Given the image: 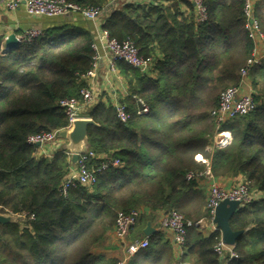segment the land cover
I'll return each mask as SVG.
<instances>
[{"label": "trees", "instance_id": "trees-1", "mask_svg": "<svg viewBox=\"0 0 264 264\" xmlns=\"http://www.w3.org/2000/svg\"><path fill=\"white\" fill-rule=\"evenodd\" d=\"M67 1L102 9L111 3ZM245 1L205 0L208 18L203 22L186 0L118 2L103 14L102 28L112 38L132 40L153 65L142 73L117 63L128 82L129 94L121 101L129 119L121 121L115 107L103 101L85 115L97 123L89 126L87 149L119 158L121 165L98 172L91 186L66 192L69 152L39 155L29 137L68 126L60 101L89 87L86 75L93 68L96 36L66 24L0 50V207L4 214L22 216L0 222V264H116L118 259L95 249L114 230L117 212L147 208L150 219L171 210L194 221L207 218L200 182L209 167L215 177L242 176L253 194L230 220L233 230L244 231L234 245L239 257L226 262L215 252L220 229L206 234L194 226L179 262L264 264V61L249 71L258 107L224 123L219 129L232 133L231 142L207 150L219 130L211 111L222 90L239 84L240 68L253 49ZM181 3H187L189 13ZM254 14L262 25L257 9ZM139 99L150 106L148 114L138 113ZM199 154L209 167L196 159ZM101 162L94 157L88 165L98 168ZM190 172L195 176L188 179ZM146 218L139 215L134 226ZM148 239V247L127 264H177L172 242L161 234Z\"/></svg>", "mask_w": 264, "mask_h": 264}, {"label": "built area", "instance_id": "built-area-1", "mask_svg": "<svg viewBox=\"0 0 264 264\" xmlns=\"http://www.w3.org/2000/svg\"><path fill=\"white\" fill-rule=\"evenodd\" d=\"M114 1L149 4L158 0H111V2ZM186 1L193 4L198 22H203L208 18L205 0ZM0 2L11 11H16L19 7L24 6L26 12L31 16L57 17L65 16L70 13H79L85 19L92 21L95 24L96 40L93 47L96 51V55L93 68L86 75L87 79L95 76V69L97 68L98 61L101 57L108 59L109 69L114 73L119 72L117 66L119 61L129 64L133 68L140 70L142 73H147L152 68V58L142 56L139 48L132 40L126 39L120 41L116 38H112L109 32L102 28L101 18L105 9L99 7H81L78 4L67 0H0ZM244 12L246 17L245 28L248 31L249 38L253 41V49L251 55L240 68V83H244L253 66L260 65L264 61V31L261 28L259 19L254 14L252 0L245 1ZM43 32L42 29L33 27L24 31V33L18 36V38L21 41H32L43 35ZM98 96V91L93 84H90L89 87H85L80 91L78 97L62 99L60 105L64 108L68 117V126L63 129L43 131L31 135L29 137V142L36 145L37 143H40L39 148H43L45 145L55 142L61 138L60 132L69 129L74 121L80 118H89L85 115V112L97 102ZM139 100L141 102V107L138 113L140 115L148 114L150 112V106L143 100ZM257 107L258 102L256 101L254 94L250 91L242 92L240 85H235L226 88L221 93L219 104L211 111V115L219 129L224 123L232 118L246 115L254 111ZM115 109L117 116L121 121L126 122L129 119L130 115L127 110V104L118 102L115 105ZM94 157L101 158L102 162L98 168L92 169L89 167L88 162ZM203 161L209 165L207 160L204 159ZM119 165H121V160L119 158L98 155L94 151L87 149L80 154L77 161V168L72 170L66 177L63 184L64 192H66L67 189L78 185L91 186L97 182L98 172ZM203 174L205 179L201 180L200 186L204 189V192L207 193L206 208L209 212V217L205 219L209 220L212 231H216L218 228L214 222V218L219 204L223 200L229 199L240 201L242 206L253 200V194L248 183L243 179L237 182L234 186L227 187L213 176L209 168ZM199 175H202V173ZM194 176V173L190 172L188 173L187 178L191 179ZM139 215V210H132L129 212L121 210L117 212L114 236L116 240L124 244L125 252L124 256L119 258L116 264H127L132 256L149 245L148 237L135 240H130L129 238L131 229L136 224ZM205 219L202 218L199 221H194L177 210H171L168 212L163 211L162 216L160 217V226L162 229L170 232L174 246L177 251L182 254L188 230L194 226L201 227V224ZM214 250L226 262L239 257L234 246L227 245L222 238L221 241L215 245Z\"/></svg>", "mask_w": 264, "mask_h": 264}, {"label": "crops", "instance_id": "crops-1", "mask_svg": "<svg viewBox=\"0 0 264 264\" xmlns=\"http://www.w3.org/2000/svg\"><path fill=\"white\" fill-rule=\"evenodd\" d=\"M252 2H253V10L257 9L259 15H261V18L263 19L261 28L264 31V0H252ZM181 7L185 13L190 12L187 3H181ZM102 19L103 18H101V21ZM66 24L77 26V28L81 30H90L95 35V24L92 21L85 19L79 13H70L65 16H57V17H46V16L37 17V16L29 15L26 12L24 6L19 7L16 11H11L8 10L5 7V5L0 2V50L4 51L6 49V39L12 33H15L16 36L18 37L22 35L24 31L33 27L40 28L44 31L45 29H49L56 26H63ZM88 81L89 84H93L95 89L98 91L99 96L97 98V102L103 101L115 107V105L118 102H122L121 100H123L129 94L127 79L124 77L123 74H121L120 71L117 73L111 72L109 69L108 59L105 57H101L99 59L98 66L95 69V76L93 78H88ZM238 85H240V89L242 92L250 91L253 94L256 93V90L252 86V82L249 74L246 77L244 83L239 82ZM260 100L264 101V95L261 96ZM225 132H227L228 135L231 136L228 135L224 136V138L226 139L225 142L223 141L218 142L216 140L215 143L217 144V146H225L231 142L232 133L228 130H223V133ZM68 144L69 141L61 137L55 142L49 143L45 145L43 148H39L38 153L39 155L50 156L57 150L63 149L68 151L69 154L71 155V161H72L71 171H72L75 168H77V162H73L72 154L67 147ZM197 156L202 157L201 160L199 158H196L199 162L205 163L207 167H209V165L203 161L205 159L203 155L199 154ZM215 178L218 179L225 186L231 187L234 186L237 182H239L243 177L236 176V177H215ZM204 194L206 201L207 193L204 192ZM139 211H140V215H147V218L144 221H141V223L137 224V226H134V228H132L133 230L131 229L130 240L149 237L144 233V230L148 224H151L152 228H154L155 230L153 234L155 235L161 234L164 236L166 240L172 242L170 232H168L165 229H162L160 226V217L162 216L163 211H159L156 214L155 218L152 219L149 218V214H150L149 209L142 208ZM204 221L201 224V228L204 230L206 234H209L210 232H212V227L209 222H204ZM141 232L144 233V236L138 237L139 236L138 234ZM173 247H174L173 248L174 256L176 260H178L177 264H184L183 262H179L181 254L177 251L174 244ZM95 252L99 254H104L110 258L119 259L124 256L125 247L123 243L116 240L114 233L112 231L106 240V244L95 249Z\"/></svg>", "mask_w": 264, "mask_h": 264}, {"label": "water", "instance_id": "water-1", "mask_svg": "<svg viewBox=\"0 0 264 264\" xmlns=\"http://www.w3.org/2000/svg\"><path fill=\"white\" fill-rule=\"evenodd\" d=\"M117 1L111 2L110 5L104 10L106 15H109L112 9L117 4ZM21 40L16 36L15 33L10 34L6 39V49L10 50L20 44ZM90 125H97V123L91 118H80L74 121L73 125L69 129L62 130L60 136L69 141L68 149L72 154L73 162H77L80 154L85 152L88 148V129ZM39 146L40 143H37ZM241 207L240 201L237 200H223L216 209V215L214 222L217 228L222 233V239L227 245H235L237 238L243 234V230H233L230 224L231 218ZM22 219L21 216L12 214H1L0 207V222L14 221ZM154 228L151 224H148L144 230L147 236L154 233Z\"/></svg>", "mask_w": 264, "mask_h": 264}, {"label": "rangeland", "instance_id": "rangeland-1", "mask_svg": "<svg viewBox=\"0 0 264 264\" xmlns=\"http://www.w3.org/2000/svg\"><path fill=\"white\" fill-rule=\"evenodd\" d=\"M231 86H233V85H231ZM230 87V86H229ZM228 88V87H227ZM225 90V89H224ZM224 90H222L221 91V93L224 91ZM221 93H220V96H221ZM216 126H217V124H216ZM221 129H219V130H217L216 131V134L214 135V144L213 145H211V146H208L207 147V150H212V148L214 147V146H217V144L215 143L216 142V140L218 141V142H220V141H223V142H225V138H224V136H226V135H223V131H220ZM220 131V132H219ZM229 136H231V135H229ZM202 155V154H201ZM204 157V156H203ZM196 158H199L200 160H201V158L202 157H198V156H196ZM205 158V157H204ZM205 160H206V158H205ZM207 161L209 162V160L207 159ZM202 163V162H201ZM202 190H203V193H204V189L203 188H201ZM184 214V213H183ZM188 217V216H187ZM191 218V217H190ZM191 219H193V218H191ZM194 220V219H193ZM204 222H209V220H207V219H205V221ZM113 233H114V230H113ZM108 238V237H107ZM130 238V237H129ZM104 244H106V241L104 242ZM103 244V245H104Z\"/></svg>", "mask_w": 264, "mask_h": 264}, {"label": "bare ground", "instance_id": "bare-ground-1", "mask_svg": "<svg viewBox=\"0 0 264 264\" xmlns=\"http://www.w3.org/2000/svg\"><path fill=\"white\" fill-rule=\"evenodd\" d=\"M223 135H228V133L227 132H225V133H223ZM229 136V135H228ZM227 138V137H226Z\"/></svg>", "mask_w": 264, "mask_h": 264}]
</instances>
